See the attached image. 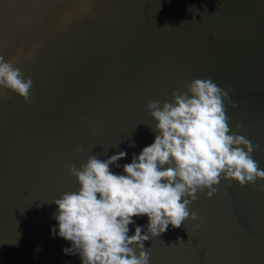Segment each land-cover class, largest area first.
Instances as JSON below:
<instances>
[{"label":"water","instance_id":"95a60500","mask_svg":"<svg viewBox=\"0 0 264 264\" xmlns=\"http://www.w3.org/2000/svg\"><path fill=\"white\" fill-rule=\"evenodd\" d=\"M0 56L33 81L31 103L0 98V264H81L50 234L52 201L78 190L69 165L123 151V174L154 142L147 104L194 79L231 89L264 169V0H0ZM213 187L196 222L145 242L149 264H264V180Z\"/></svg>","mask_w":264,"mask_h":264},{"label":"clouds","instance_id":"9594fccd","mask_svg":"<svg viewBox=\"0 0 264 264\" xmlns=\"http://www.w3.org/2000/svg\"><path fill=\"white\" fill-rule=\"evenodd\" d=\"M32 87L31 78L0 56V98L11 92L31 103ZM184 88L174 90L170 102L147 104L154 142L123 165V174L110 169L127 155L123 151L107 160L90 155L79 167L69 165L78 190L52 201L57 226L50 231L70 242L64 254L78 255L81 264H149L145 242L169 226L196 222L190 206L198 193L213 197V186L221 180L240 186L264 180V169L253 158L259 146L237 134L243 125H235L237 132L230 126L228 106L237 107L230 100L231 89L199 78ZM135 217H147V229L136 226L129 236Z\"/></svg>","mask_w":264,"mask_h":264}]
</instances>
